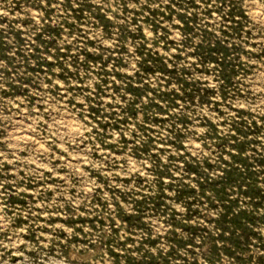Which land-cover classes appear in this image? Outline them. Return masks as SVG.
<instances>
[{
  "label": "rangeland",
  "instance_id": "1",
  "mask_svg": "<svg viewBox=\"0 0 264 264\" xmlns=\"http://www.w3.org/2000/svg\"><path fill=\"white\" fill-rule=\"evenodd\" d=\"M0 264H264V0H0Z\"/></svg>",
  "mask_w": 264,
  "mask_h": 264
}]
</instances>
